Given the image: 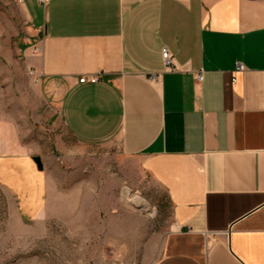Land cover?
<instances>
[{
	"label": "crops",
	"instance_id": "obj_1",
	"mask_svg": "<svg viewBox=\"0 0 264 264\" xmlns=\"http://www.w3.org/2000/svg\"><path fill=\"white\" fill-rule=\"evenodd\" d=\"M19 1L34 87L21 90L28 114L0 104V186L15 206L42 220L54 175L84 189L85 160L115 153L170 201L154 264H264V0Z\"/></svg>",
	"mask_w": 264,
	"mask_h": 264
},
{
	"label": "rangeland",
	"instance_id": "obj_2",
	"mask_svg": "<svg viewBox=\"0 0 264 264\" xmlns=\"http://www.w3.org/2000/svg\"><path fill=\"white\" fill-rule=\"evenodd\" d=\"M19 0H0V104L6 114H28L32 74L24 48ZM35 99V96L33 95ZM62 167L58 161L54 163ZM86 187L63 186L53 176V198L42 220L15 206L0 186V264H154L172 223L167 194L135 161L115 153L85 160ZM43 167V166H42ZM77 178V177H76ZM72 183V182H71ZM54 194L55 197H54ZM77 195L78 207L61 209L57 197Z\"/></svg>",
	"mask_w": 264,
	"mask_h": 264
},
{
	"label": "built area",
	"instance_id": "obj_3",
	"mask_svg": "<svg viewBox=\"0 0 264 264\" xmlns=\"http://www.w3.org/2000/svg\"><path fill=\"white\" fill-rule=\"evenodd\" d=\"M48 2L49 0H39V3L42 5H47ZM40 53H41V47H39L38 45H35L33 49V55H39ZM162 57H163L167 71L175 72L179 70L175 57L169 48L167 47L163 48ZM244 70H245V67L243 65L241 64L237 65L236 71H244ZM31 74L33 75L34 72H32ZM197 80L199 82H202L204 80V75L202 73L198 74ZM98 81H99V76H93V77L84 76L80 79V83L82 84H85V83L96 84Z\"/></svg>",
	"mask_w": 264,
	"mask_h": 264
},
{
	"label": "water",
	"instance_id": "obj_4",
	"mask_svg": "<svg viewBox=\"0 0 264 264\" xmlns=\"http://www.w3.org/2000/svg\"><path fill=\"white\" fill-rule=\"evenodd\" d=\"M33 160L38 164L39 167H42V163H41V159L40 158L35 157Z\"/></svg>",
	"mask_w": 264,
	"mask_h": 264
}]
</instances>
